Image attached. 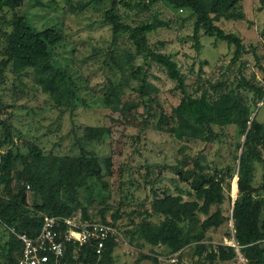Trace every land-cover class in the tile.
Masks as SVG:
<instances>
[{"label":"rangeland","instance_id":"374dc122","mask_svg":"<svg viewBox=\"0 0 264 264\" xmlns=\"http://www.w3.org/2000/svg\"><path fill=\"white\" fill-rule=\"evenodd\" d=\"M111 1L38 0L39 5L30 6L28 0H23L16 12L35 29L51 26L60 32V42L51 49V61L55 67L67 70L72 95L64 107H53L47 95L32 82L29 70L14 75L5 69L0 81V121L19 153L25 152V144L30 142L45 159L74 157L79 153L96 159L100 168L98 179L93 181L89 195L83 189L76 193L77 206L71 215L80 217L83 209L87 220L106 222L117 230L119 236L109 253L110 264H204L202 260L195 261L192 248L185 249L180 262L174 257L169 262L163 246L142 243L134 229L141 218L150 223L159 221V216L142 215L154 197L179 195L182 200H190L192 197L187 193L191 194L193 181L205 174L216 175L223 192L217 208L224 220L218 227L207 229L204 242L211 246L229 245L231 194L236 191L232 173L243 136L235 125H226L213 127L218 137L211 141L175 139L167 131L168 115L181 93L173 89L174 82L166 78L160 66L142 55H132L120 71L104 65L110 34L103 16L110 9L121 23L131 27L150 22L153 16L165 22L164 27L144 35L146 43L151 50L170 55L183 76L186 93L195 97L205 91L212 100L217 93L225 92L240 73L263 89L261 98L237 90L249 111V120L263 123L264 0H240L241 20L219 19L215 23L240 39L245 51L236 62H230L231 45L226 46L201 31L197 35L198 47L194 48L193 19L187 17L185 10L172 11L159 2L140 10L132 5L140 0H113L111 8ZM121 3L130 5L123 7ZM9 17L8 10H0V50L1 35L9 30L6 23ZM112 50L117 54L133 52L125 33L118 35ZM137 66L138 78L145 76L155 89L150 92V101L137 96L139 82L130 79ZM216 83L222 86L212 91L210 85ZM106 94L108 99L104 101ZM3 133L0 125V139ZM7 147L0 146V152ZM14 168H20L18 160L14 161ZM262 169L264 156L263 163H253L250 182L253 194L258 196L263 195ZM0 196H4L2 183ZM25 196L29 207V191ZM209 210L213 211V207ZM6 238L0 226V247ZM140 255L152 257L156 263L148 259L136 262ZM0 264H7L1 255ZM220 264H244V261L236 255L232 261Z\"/></svg>","mask_w":264,"mask_h":264},{"label":"trees","instance_id":"16d2710c","mask_svg":"<svg viewBox=\"0 0 264 264\" xmlns=\"http://www.w3.org/2000/svg\"><path fill=\"white\" fill-rule=\"evenodd\" d=\"M154 2L168 6L172 11L187 12V17L193 19L191 39L195 49L198 47L197 35L201 31L203 35L233 47L230 62L238 61L240 54L245 51L234 33L224 32L215 24L219 19L241 20L243 14L240 11V0H140L132 5L146 10ZM28 3L30 6L39 5L38 0H28ZM22 4L23 0H0V10L10 12L6 21L9 30L1 35L0 81L5 69L14 75L29 70L32 82L40 92L47 95L51 105L64 107L72 95L67 84V70L55 67L51 61V49L60 42V32L51 26L35 29L22 14L16 12ZM121 5L128 7L130 4ZM113 6L112 0L111 8ZM103 22L109 27L110 34L104 65L120 71L128 64L132 55H142L160 66L166 78L174 82L173 89L181 93L168 115L167 131L175 139L211 141L218 137L213 127L222 128L226 125H235L243 136L241 150L236 156V169L232 173V177H236V192L229 214L232 231L229 238L237 251L229 245L211 246L204 242L207 229L218 227L224 220L217 208L223 200V192L216 175L205 174L193 181L191 194L187 193L192 197L190 200H182L179 195L154 197L148 210L143 211L142 215L159 216V221L150 223L141 218L135 226L134 234L148 246H163L165 254L192 248L193 254L199 257L205 251L203 260L207 264L228 262L237 254L244 264H264V169L261 172L263 195H254L250 186L253 163H263L264 122L249 120V111L237 91L245 90L254 97L261 98L263 89L247 81L238 71L234 82H230L225 92L217 93L216 98L208 99L205 91L192 97L184 90L183 76L170 55L153 51L146 43L144 35L164 27L165 22L153 16L150 22H140L131 27L121 23L110 9L105 11ZM121 33H125L131 43L132 53L117 54L112 50ZM139 73L140 68L137 66L130 73V79L139 82L137 96L146 97L150 101V92L155 89L148 84L145 76L138 78ZM221 86L222 83H216L214 86L210 85V89L216 91ZM107 95L104 96V101L108 99ZM0 125L4 132L0 146L8 145L0 152V183L4 192V196H0V226L7 234L0 247V255L6 259L7 264H16L20 244L10 230L33 237L39 230L43 216H72L71 212L77 206L74 198L76 193L83 189L87 195L90 194L91 185L98 179L100 168L96 159L83 153L74 157L45 159L40 150L30 142L25 144V152L19 153L5 124L0 121ZM15 160L19 161L18 169L14 168ZM26 191L31 194L29 207L26 204ZM210 207H213V211L209 210ZM198 214L203 216L202 219ZM80 219L87 220L83 209ZM116 240L112 238L105 241L99 257L93 254L89 244L84 245L77 251V257L73 261L82 264H110L109 253ZM70 249V245L65 246L67 262H71ZM141 259L156 263L154 258L147 255L138 256L136 262Z\"/></svg>","mask_w":264,"mask_h":264},{"label":"built area","instance_id":"2783aa9c","mask_svg":"<svg viewBox=\"0 0 264 264\" xmlns=\"http://www.w3.org/2000/svg\"><path fill=\"white\" fill-rule=\"evenodd\" d=\"M234 184L236 177H233ZM236 192V191H235ZM232 195V199L234 195ZM231 235V223L229 222ZM10 233L20 244V252L16 264H82L74 262L77 251L89 244L93 254L97 257L103 248V243L112 238H118L117 230L108 224L82 220L79 216L56 217L43 216L39 230L33 237L24 233ZM70 245L71 262L65 259V246ZM229 246L236 247L231 239ZM169 262H173L170 257Z\"/></svg>","mask_w":264,"mask_h":264},{"label":"crops","instance_id":"0c3cea01","mask_svg":"<svg viewBox=\"0 0 264 264\" xmlns=\"http://www.w3.org/2000/svg\"><path fill=\"white\" fill-rule=\"evenodd\" d=\"M229 239H230V238H229ZM185 249H186V248H183V249H181V250H179L178 252L173 253V254H165V258L168 259V258H170V257H174V258L177 259L178 262H180V261L182 260L181 256H183V253H184ZM234 250H235V249H234ZM235 251H237V250H235ZM237 255H238V254H237ZM194 258H195V261H196V262H197L198 260H202V261H204V260H203V256H202V254H201L199 257H198L197 255L194 254ZM230 261H232V260H230ZM230 261H228V262H230ZM183 263H185V262H183ZM202 263L207 264L205 261L202 262ZM220 263H225V262H217V264H220Z\"/></svg>","mask_w":264,"mask_h":264},{"label":"bare ground","instance_id":"6f19581e","mask_svg":"<svg viewBox=\"0 0 264 264\" xmlns=\"http://www.w3.org/2000/svg\"><path fill=\"white\" fill-rule=\"evenodd\" d=\"M234 190H236L235 186H234ZM234 190H233V191H234Z\"/></svg>","mask_w":264,"mask_h":264},{"label":"water","instance_id":"95a60500","mask_svg":"<svg viewBox=\"0 0 264 264\" xmlns=\"http://www.w3.org/2000/svg\"><path fill=\"white\" fill-rule=\"evenodd\" d=\"M236 188V187H235ZM232 203V202H231Z\"/></svg>","mask_w":264,"mask_h":264}]
</instances>
